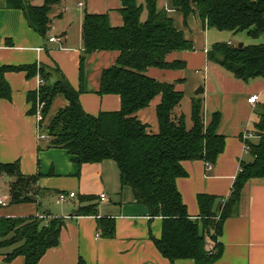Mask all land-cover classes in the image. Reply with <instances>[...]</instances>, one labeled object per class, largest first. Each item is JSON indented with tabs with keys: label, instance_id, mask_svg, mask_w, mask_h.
Listing matches in <instances>:
<instances>
[{
	"label": "trees",
	"instance_id": "16d2710c",
	"mask_svg": "<svg viewBox=\"0 0 264 264\" xmlns=\"http://www.w3.org/2000/svg\"><path fill=\"white\" fill-rule=\"evenodd\" d=\"M172 7L187 17L195 13L204 29L213 28L235 36L244 32L252 43L238 46L227 41L214 42L206 51L207 60L222 61L225 70L245 83L264 80V0H170ZM60 0H43L40 5L30 0H6L10 8H19L29 25L45 35L51 22L53 6ZM120 26H111L107 14L84 13L82 20L84 58L93 51L116 50L113 65L102 71L99 94H117L120 108L100 111L96 115L85 112L79 101V90L73 88L59 67L46 65L9 66L0 64V99H9L11 88L5 78L7 71L25 70L37 75L39 86L27 94L31 103L28 110L36 114L39 105L44 117L51 101L62 93L68 104L60 109L46 128L38 123L39 131L48 137L46 147L62 148L72 160L82 163L112 160L116 163L120 185L131 188L135 200L145 205L150 218L160 217L161 235L152 237L157 250L171 263L177 259H191L195 264H211L222 253L219 240L224 221L237 213L241 189L250 178L264 177V103L256 108L257 121L252 134L256 140L243 138L251 159L240 161L226 197L199 193V214H188L176 179L187 172L183 161L202 160L214 164L225 146V136L218 133L221 114L215 111L205 120L203 100L193 97L190 103V126L179 111L183 92L177 84L147 74L156 66L164 69H183L182 59L167 61L172 52L193 50V43L177 29L166 9H158L156 0H122L119 9ZM157 95L158 132L135 113L149 105ZM0 171L11 178L9 204L35 202L43 190L37 186L38 175H23L17 162L0 164ZM97 197L84 195L73 214L94 215L98 235H115V218L97 216ZM83 202L85 204H83ZM64 224L61 217L47 219L37 216L0 217V253L4 260L22 255L25 264H36L51 247L59 244V233ZM212 242L208 248L207 242ZM78 264H86L79 260Z\"/></svg>",
	"mask_w": 264,
	"mask_h": 264
},
{
	"label": "crops",
	"instance_id": "0c3cea01",
	"mask_svg": "<svg viewBox=\"0 0 264 264\" xmlns=\"http://www.w3.org/2000/svg\"><path fill=\"white\" fill-rule=\"evenodd\" d=\"M30 1L36 2L35 5L43 2ZM121 6L122 0H60L52 8L47 33L41 35L29 25L21 9L10 8L6 0H0V64L57 65L69 84L79 90V101L85 112L96 115L100 111L119 110V95L98 93L102 71L115 63L118 51H93L84 58L82 71L79 66L84 13L107 14L111 26H120ZM156 6L167 10L176 28L182 30L194 47L169 53L166 60L182 59L185 67L196 72L201 68L203 81H197L195 86L201 85L204 89L205 120L208 121L215 111L221 114L217 131L225 136V146L215 163L208 168L202 160L183 161L187 174L176 179L188 214L196 217L199 214L197 195L226 197L240 161L251 159L244 150L241 135L252 134L257 121L256 108L264 103V80L245 83L234 78L221 64L208 61L206 51L213 42L210 44L207 36L213 34L210 31L213 28L204 29L195 13L184 23L183 15L172 7L170 0H156ZM51 37L55 40L50 41ZM147 74L165 81L183 79L177 84L179 90L186 79L183 69L151 66ZM5 78L11 96L0 99V164L17 162L23 175H38L37 186L43 192L35 202L9 204L11 178L0 171V199L5 203L0 205V217L47 219L52 215L64 220L59 244L47 249L36 264H78L80 259L86 264H195L191 259H177L171 263L157 250L152 237H160L162 220L150 218L147 207L135 200L131 188L120 185L114 161L78 165L65 149L46 147V133L39 131L36 114L28 112L31 103L27 94L38 88L37 75H27L25 70L7 71ZM251 95L258 97L254 103L247 101ZM159 101L157 95L148 106L135 113L152 133L158 132L156 106ZM67 104L62 93L56 94L42 119V128H46ZM40 133L45 137L39 138ZM247 139L256 140L253 135ZM69 192L75 195L57 202L60 193ZM102 193L105 200L99 198ZM84 195L97 197L98 217L115 218L114 237L98 235L94 215L73 214ZM219 240L223 245L222 253L211 264H264V177L250 178L244 183L237 213L224 221ZM207 246L211 247L212 242H207ZM5 252L1 250L0 264H25L22 255L4 260Z\"/></svg>",
	"mask_w": 264,
	"mask_h": 264
},
{
	"label": "rangeland",
	"instance_id": "374dc122",
	"mask_svg": "<svg viewBox=\"0 0 264 264\" xmlns=\"http://www.w3.org/2000/svg\"><path fill=\"white\" fill-rule=\"evenodd\" d=\"M36 4V2H34ZM212 35L209 34L207 41L209 40L210 44L211 42H222V41H227L231 40L233 44H238L240 42H244L245 44L252 43L253 40L249 37L246 36L244 32H238L235 36H233L231 33H227L224 31H219L216 29H211ZM209 44V46H210ZM184 73H185V82L183 83L182 87V92H183V97L180 101V106H179V111L182 112L185 116L186 123L188 126L191 124L190 120V103L191 99L193 97H200L202 100V93L197 94L195 93L196 88L199 86H195L197 81H203L202 79V69L200 68L197 72L193 68H183ZM174 81V80H173ZM172 82V81H169Z\"/></svg>",
	"mask_w": 264,
	"mask_h": 264
},
{
	"label": "built area",
	"instance_id": "2783aa9c",
	"mask_svg": "<svg viewBox=\"0 0 264 264\" xmlns=\"http://www.w3.org/2000/svg\"><path fill=\"white\" fill-rule=\"evenodd\" d=\"M49 40H50V41H53V40H55V38H54V37H51ZM228 43H231V42L228 41ZM39 82H40V80H39ZM257 98H258L257 95H251L250 97H248L247 101H248L249 103H254V102L257 100ZM40 107H41V105H39L38 110H37V113H36L38 123H39V122H42V119H43L42 113H41V111H40ZM252 135H253V134H251V133H245V134L243 135V138H247V137L252 136ZM44 137H45V134H43V133H40V134H39V138H44ZM244 150H245V151L248 150V146H247L246 144H244ZM206 165H207L208 168L211 167V164H209V163H207ZM239 170H240V168H239ZM74 195H75L74 192H69V193H67V194H65V193H60V194L58 195L57 202H62V201H64L67 197H73ZM99 198H100V200H105V194H103V193L100 194ZM4 204H5V203L0 199V205H4Z\"/></svg>",
	"mask_w": 264,
	"mask_h": 264
},
{
	"label": "water",
	"instance_id": "95a60500",
	"mask_svg": "<svg viewBox=\"0 0 264 264\" xmlns=\"http://www.w3.org/2000/svg\"><path fill=\"white\" fill-rule=\"evenodd\" d=\"M242 42H240V43H238V46H242ZM219 64H222V61H219ZM204 92V89H203V87L200 85V86H198L197 88H196V90H195V93H197V94H201V93H203Z\"/></svg>",
	"mask_w": 264,
	"mask_h": 264
}]
</instances>
